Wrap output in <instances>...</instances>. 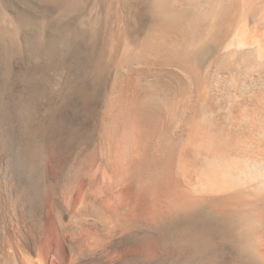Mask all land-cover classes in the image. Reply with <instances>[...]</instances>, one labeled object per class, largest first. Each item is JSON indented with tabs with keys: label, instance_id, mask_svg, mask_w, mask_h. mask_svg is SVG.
<instances>
[{
	"label": "bare ground",
	"instance_id": "1",
	"mask_svg": "<svg viewBox=\"0 0 264 264\" xmlns=\"http://www.w3.org/2000/svg\"><path fill=\"white\" fill-rule=\"evenodd\" d=\"M166 1L133 2H143L147 15L168 20L175 13ZM231 5L242 12L250 3L232 0ZM161 39L148 48H176L166 61L188 64L193 58L179 40ZM76 40L63 44L69 49ZM73 52L60 56L63 67L52 57L50 69H38L31 85L34 99L20 106L18 130L0 136V264H264V210L260 202V209L255 206L264 191L260 97L230 122L224 102L212 111L206 107L214 96L199 89L184 64L187 84H178L174 97L157 84L142 86L131 74L112 92L100 120L99 158L75 164L80 155L73 165L77 141L89 128L97 129L93 111L103 73ZM199 99L206 107L200 116ZM42 128L47 139L38 158L29 144ZM69 163L73 169L66 172Z\"/></svg>",
	"mask_w": 264,
	"mask_h": 264
},
{
	"label": "rangeland",
	"instance_id": "2",
	"mask_svg": "<svg viewBox=\"0 0 264 264\" xmlns=\"http://www.w3.org/2000/svg\"><path fill=\"white\" fill-rule=\"evenodd\" d=\"M133 1L135 0H0V136L18 130L16 126L18 117L22 112L21 104H29L34 99L31 85L34 82L35 73L40 69L42 72L50 69L52 57L56 58L58 66L63 67L64 64L61 63L60 56L62 58L66 52L73 51L75 55H80L83 58L88 57V64L91 69L101 67L103 72L101 91L98 92L95 99L97 103L93 111L97 121L90 119L95 123L93 127H97V129L89 128L86 133L87 136L80 139L79 142L77 141L76 150L75 153L73 152V159L70 162L73 165L82 155L84 156L81 157V161H76L75 164L88 165L90 160L100 153L102 146L98 132L100 120L105 115L112 92L125 85L131 74L139 76L142 86L157 84L165 89L167 95L174 97L180 90V85L187 84L182 77L183 70L181 71V69L183 67L191 69L199 89L201 91L205 89L207 93H210V96L215 98L206 107L212 111L220 107L221 101L224 102L227 118L230 122L235 115H240L250 102L259 103L260 101V104L264 105V50L262 52L263 47L260 46L261 43L264 46V2L262 0H251L255 2V5L249 0L250 5H247L249 10L246 6L242 12L238 10L239 13L231 7L232 0H200L198 3V0H194L195 2L193 0H167L166 5L168 4L167 6L171 11L173 9L172 13H175L176 16L170 18L171 20L162 19L158 13H154L153 16L147 15L145 10H142L143 2L140 4ZM133 4L135 5L133 6ZM192 4L194 5L192 6ZM194 6H197V10H194ZM183 10H186L187 13L186 11L184 13ZM230 10H233L234 13ZM204 12H211L212 15H209L211 17L207 16L211 20L200 19ZM183 13L187 14L184 15L185 18ZM214 13L215 16H213ZM180 15L184 21L181 20ZM186 16H189V19ZM195 18L198 20L196 21ZM216 20H219L217 22L220 24L216 23ZM177 21L179 22L177 23ZM220 21H223L224 26ZM86 22L90 23L86 25ZM193 22H196V25H192L195 24ZM173 24L174 26L177 24L178 27H174ZM10 26L11 29L13 28L12 30H10ZM221 26L224 31L220 28ZM189 27L193 28L190 30ZM175 28L178 31L177 29L174 30ZM162 30L164 31L162 32ZM255 30L259 31L256 32ZM167 31L168 34L164 33ZM258 35H262V38L257 37ZM70 38L77 39V43L68 49L64 46L63 40ZM160 39L166 43L179 40L178 42L183 45L182 48L193 58L188 64L187 62L180 64L177 62L176 64V62L166 61L167 56L170 57L177 52L176 48H166L161 51H153L148 48L150 43L160 41ZM211 41L212 44H210ZM201 42L203 43L200 44ZM61 44L63 45L61 46ZM259 46L262 48L260 49ZM182 65L183 67H181ZM169 74H174L179 80H172ZM199 100L195 107L198 116L202 115V111L206 108L201 99ZM57 114V111L54 110L53 117H56ZM232 131L231 129L230 132ZM33 134L29 149L34 151L39 158L46 145V129L42 128ZM96 157L99 158V155ZM87 162L89 163L87 164ZM73 165L69 166V169L67 166L66 172L67 170L71 171ZM257 200L258 205L255 202V206L264 210V191Z\"/></svg>",
	"mask_w": 264,
	"mask_h": 264
}]
</instances>
